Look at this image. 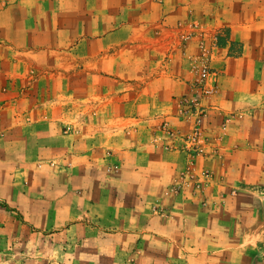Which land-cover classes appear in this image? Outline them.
Returning <instances> with one entry per match:
<instances>
[{
    "label": "rangeland",
    "instance_id": "374dc122",
    "mask_svg": "<svg viewBox=\"0 0 264 264\" xmlns=\"http://www.w3.org/2000/svg\"><path fill=\"white\" fill-rule=\"evenodd\" d=\"M64 3L74 5L0 0V264H188L202 235L237 243L263 210L262 186L249 207V194L241 209L218 195L205 204L209 171L193 173L186 145L200 112L186 95L155 120L157 138L139 133L153 148L146 165L135 164L138 147L111 146L133 102L109 107L107 71L95 63L105 50L91 61L89 32L80 49L73 27L51 31L52 8Z\"/></svg>",
    "mask_w": 264,
    "mask_h": 264
},
{
    "label": "crops",
    "instance_id": "0c3cea01",
    "mask_svg": "<svg viewBox=\"0 0 264 264\" xmlns=\"http://www.w3.org/2000/svg\"><path fill=\"white\" fill-rule=\"evenodd\" d=\"M59 1H73L74 5L64 3L52 8L51 31L60 37L73 27L80 49L84 45L82 34L89 32L91 61L94 52L103 54L101 49L105 50V56H96L95 63H101L107 71L109 107L114 111L121 103L124 109L133 102L123 111L122 121L126 122L120 126L125 134L120 143L112 136L107 138L111 146L121 145L126 152L138 147L135 164L146 165L152 160L153 148L150 138L140 140L139 133L150 130V136L157 138V127L154 135L151 130L155 120L173 109L177 96L186 95L201 114L207 138L203 152L188 157L193 173L204 168L211 174L206 179L205 204L209 205L210 195L223 196L231 209H241L248 194L249 205L243 207L251 206L253 199L257 201V188L262 186L264 192V0ZM103 17L104 28L99 24ZM33 30L41 35L48 33L40 27ZM202 30L216 34L219 42L212 53L210 78L215 80L216 90L211 96L202 95L195 87L193 70H197L202 57ZM187 32L193 35L184 39ZM135 113L138 116H133ZM141 188L142 192L151 191ZM261 202L262 212L255 214L237 243L211 245L214 236L202 235L207 243L194 250L187 263L264 264V200ZM15 253L21 257L24 251Z\"/></svg>",
    "mask_w": 264,
    "mask_h": 264
},
{
    "label": "built area",
    "instance_id": "2783aa9c",
    "mask_svg": "<svg viewBox=\"0 0 264 264\" xmlns=\"http://www.w3.org/2000/svg\"><path fill=\"white\" fill-rule=\"evenodd\" d=\"M162 1V0H158ZM180 26H184L182 22H178ZM196 26L195 23L191 24ZM201 40L200 47L202 48V57L198 59L199 63L197 66V77L195 82V87L199 89L200 93L205 96H211L216 90V82L214 79H211V62H212V53L213 50H217L219 48L218 37L216 34H211L205 30L201 31ZM192 32H187L184 34V39H188L192 37ZM206 36L207 40L205 42L204 37ZM199 111V110H198ZM199 114V113H198ZM200 115H198L197 120L194 121L191 132L188 134L186 138V145L192 153L197 154L203 152V149L206 144V135L203 130V127L200 122ZM166 124V123H165ZM207 176H210V172L206 173Z\"/></svg>",
    "mask_w": 264,
    "mask_h": 264
}]
</instances>
